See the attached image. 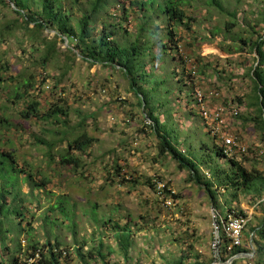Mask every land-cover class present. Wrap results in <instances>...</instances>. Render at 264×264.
<instances>
[{
    "label": "rangeland",
    "instance_id": "obj_1",
    "mask_svg": "<svg viewBox=\"0 0 264 264\" xmlns=\"http://www.w3.org/2000/svg\"><path fill=\"white\" fill-rule=\"evenodd\" d=\"M222 1L229 9L238 12L239 26L233 29L231 34L225 30L230 17H224L215 8L208 6V0H191L187 8L188 14L197 20L194 24L195 36L201 43L196 47L197 51L212 62L215 74L217 71L221 72L220 77L214 74L212 82L207 79L209 84L205 86L209 87L206 89L207 92L218 93V96L208 100L211 108L238 104L237 98L244 97L247 91L246 83L240 78V74L242 64L246 62L245 58L248 56L235 52V49L240 43V37L249 35V22L254 25L257 23L253 14L259 11V5L254 3L255 0ZM151 2L155 0H150V4ZM162 9L159 11L156 8H149L152 20L147 25L143 13L137 16L130 10L129 30L136 33V37L142 33L143 27L144 32L151 31L150 34L156 32L154 26L164 21L163 16H160V19L157 17ZM12 10V6L9 8L0 0V66L8 62L12 70L7 76L14 78L0 89V123L2 116H6L11 124L8 128L6 124H2L6 128L0 126V140L5 144V149L16 152L21 166L25 167L26 163L33 165L52 182L42 196V204L40 198L36 197L35 204L41 205L37 212H34L33 208V211L28 213V216L32 214L35 216L31 220L32 224H35L32 233L28 225L25 227L26 233H18V229H14L17 226L11 222L14 244H22V250L25 252L30 239L40 244L48 240L52 243L59 241L63 247L70 248L71 256L67 264H97L89 259L83 261L73 249L83 244L90 248L94 241L99 244L104 235L105 244L116 250V254L111 258V264H128L119 251L114 233L102 228L105 220L113 218L122 226L131 227L130 234L123 233L125 240L131 244L129 259L131 264H175L179 260H183L185 264L211 263V245L214 240L212 199L205 188L188 181L186 171L179 169L169 159L153 155V152L158 151L155 136L147 137L142 134L147 122L142 118L138 100L128 91L126 80L117 72L100 65L91 66L80 56L74 57L67 52V47L63 43L59 44L61 54L49 62L45 72L41 65V55L31 50L29 39L25 36L26 31L20 27L22 20ZM244 10L249 13H245ZM104 17L112 20L106 15ZM101 22V19L98 20L97 26H100ZM133 33L129 37L132 41L135 40ZM159 34L160 36L155 38L157 41L163 38L165 33ZM48 36L53 38L55 32H49ZM128 43L129 41H124L122 45L129 46ZM248 62H254L252 56L248 57ZM67 66H70L71 70L66 74ZM168 70L166 67V71ZM41 72L46 74L53 89L45 92L38 88L34 95L39 97L42 112H47L50 106L56 103L71 108L66 128L51 121L35 119L24 121V128H19L22 121L20 112L25 104L20 103L15 107L11 104L12 98L18 89L23 88L25 80L31 76L37 78ZM35 81L36 79L33 80ZM36 83L38 86V81ZM167 83L174 82L170 78ZM56 85L66 90L67 97L62 101L58 99L59 89L56 92ZM174 85V88L183 89L175 83ZM159 97L164 103L170 101L162 94ZM188 99L191 106L195 104L189 96ZM240 106L241 116L228 117L227 128L239 135L249 148V154L241 158V164L248 170L255 168L264 172V158L260 160L255 157V151L264 145L263 136L256 129L254 122L249 121L251 116L256 115L255 108H252L250 113L247 107ZM122 107L126 110V117L122 116L120 110ZM80 112L95 114L94 123L90 118L85 129L99 138V142L87 151L88 154L82 156L86 165L80 172L85 171L86 179L81 178L80 174H75L70 167H61L58 160L50 161L46 156L49 149L36 145L37 138L47 139L57 144L52 154L56 155L65 149L67 142L60 143L61 138L73 141L85 131L77 127ZM112 117L116 118L113 125L110 123ZM199 120L205 126L204 120L202 118ZM201 123L199 129V122L194 124L191 134L180 131L173 120L166 128L162 127V130L166 132L173 146L198 164V171L206 182L213 183V190L218 191L215 194V206L219 214L223 215L226 207H232L252 217L250 226L244 234L243 243L245 248L252 250L254 246L250 244L251 230L262 223L264 208L253 206L248 196L242 193L234 197L231 191H227L214 179L211 170L219 167L221 171L228 172L230 165H222L216 155L214 141L205 133ZM67 131L68 135L64 136ZM102 156H105V163H102ZM0 159L4 161V164L0 165L2 173L11 167V162L2 155ZM113 161H118L120 166L125 167L128 179L133 176L134 181L138 183L122 187L114 186L111 181L106 182L105 176L113 179L111 176L114 171L110 167ZM7 176L12 179V185L16 186L17 181L13 179L15 176L12 174V168ZM159 179L170 183V187L180 197L178 205L173 209H165L157 199L155 189L147 183L149 180L155 183ZM15 189L17 190V186ZM31 189L30 185L22 184V190L29 192ZM16 202L9 208L20 209L22 203ZM9 208L6 212L11 211ZM221 234L223 235V230ZM4 237L7 238H4L5 240L11 238L7 232L4 233ZM255 256L240 258L247 259L248 262L237 261V264H255L252 261Z\"/></svg>",
    "mask_w": 264,
    "mask_h": 264
},
{
    "label": "trees",
    "instance_id": "obj_2",
    "mask_svg": "<svg viewBox=\"0 0 264 264\" xmlns=\"http://www.w3.org/2000/svg\"><path fill=\"white\" fill-rule=\"evenodd\" d=\"M190 1L155 0L150 4V0H1L3 5L9 8L12 6L13 13L22 20L23 25L21 24L20 27L26 31L25 36L29 39L31 50L41 55V65L45 72H47L46 67L49 62L61 54L59 44L65 43L64 38H66L68 41L66 50L74 57L80 56L83 61L91 66L100 65L105 69L119 73L128 82L130 92L138 100L142 118L147 122L142 132L155 136L158 157L169 158L179 169L188 173V181L190 180L205 188L212 199V208L217 210L215 194L218 191L213 190V183L206 182L207 180L198 171V164L173 146L166 132L162 130V127L166 128L167 124L173 120L170 107L173 98L176 103H181L184 101V96L185 99H188L189 96L195 103L192 105L191 114L202 118L195 96L199 89L207 92L203 88V79L212 77L213 72H215L212 69V62L207 57L201 56L196 49L201 43L195 36L194 24L197 20L188 14L187 8ZM254 3L259 5V11L253 14V16H256L257 23L254 25L249 22V35L241 36L240 43L235 49V52L246 54L248 57L252 56L254 59V62L250 63L247 57L245 58L246 62L242 64L240 78L246 83L247 91L244 97L237 98V103L247 107L250 113H252V108H255L254 113L256 115L251 116L249 121L254 122L256 129L261 132L264 140V0H255ZM207 5L215 8L220 15L230 17L225 25L228 34H231L233 29L239 26L238 12L229 9L224 1L208 0ZM150 7L159 9V11L163 8L157 17L160 19V16H163L164 21L162 24L158 23L154 26L156 32L151 34V31L144 32L145 28L143 27L142 33L136 37L137 34L131 32L128 28L131 17L129 12L133 10V14L137 16L139 13H143V18L146 17L147 19V25L152 20V16L149 14ZM112 11H114V14H112ZM244 12L249 13L245 10ZM104 15L112 20L106 19ZM100 19L102 22L100 26H97ZM49 32H55V36L50 38L48 36ZM160 32L165 34L163 38H159L157 41L155 38L157 39L160 36ZM132 33L135 37L134 41L129 38ZM148 34L150 35L145 36ZM124 41H129L128 44L130 45L123 46L122 42ZM23 52L26 54L25 50ZM186 57L196 62L197 75H192ZM166 64H170L171 71L169 75L163 78L159 75V72L162 71V66ZM11 70L12 68L8 62H4L0 66V89L3 88V85L14 80L13 77L7 76ZM69 70H71V67L67 66L66 74ZM220 74L221 72L217 71L215 75L220 77ZM170 78L174 80L173 82L178 87H183V89L174 88L175 85L168 84L167 81ZM35 79L37 81L36 77L31 76L30 79L25 80L23 88L18 89L11 101V104L15 107L19 106L20 103L25 104L20 112L22 121L19 123V128H24V121L34 119L45 122L51 121L66 128L69 123L71 108H65L63 105L56 103L51 105L47 112H42L39 97L34 95L42 84L38 83L37 86L36 81L33 82ZM58 83L60 84L61 81H58ZM58 89L61 94H64V96L58 97L62 101L67 97L66 90L56 85V92H58ZM161 94L170 101L164 103L162 98L159 97ZM188 101L189 99L187 103ZM188 105L190 106L189 103ZM164 108L166 110V120L162 122L159 118V112ZM79 116L80 122L77 127L85 131L73 141L68 140V138H61L60 143L67 142L65 149L54 155L52 153L57 148L56 143L37 138L36 145L49 149L46 156L50 161L58 160L61 167H70L75 174H80L81 178L86 179L87 174L85 171L80 172V169H84L86 165L82 156L87 155V151L98 139L85 129L88 126V120L92 118L91 114L81 113ZM0 124L2 128L11 126L6 116H2ZM2 124H6V127ZM205 127L206 134L212 137L214 141L216 155L223 163L222 165H230L228 172L221 171L219 167L211 170L214 179L227 191H231L234 197L242 193L248 196L249 202L253 206L264 208V201L262 202L264 198V172L255 168L248 170L241 164V159L227 156L218 138L212 135L206 124ZM68 133L67 131L63 135L66 136ZM203 146L206 147L205 144ZM263 147H259L255 151V157L260 160L264 158ZM0 155L11 162V167H8V170L0 172V264H28V261L35 258L36 254L40 256L36 264H67L71 256L70 248L63 247L59 241L52 243L48 240L46 243L40 244L30 239L25 252L22 250V244H14V238L11 235V230H13L11 222L17 226L13 227L15 230L18 229V233H26V225L30 227L32 233L35 224L33 225L31 220L35 216L34 214L28 216V213L33 211V208L35 209L34 212H37L38 207L41 205L37 206L35 204L36 197L40 198L42 204V196L47 192L46 189L52 185V182L48 176L35 169L33 165L26 163L25 167L21 166L16 152L5 149L2 140H0ZM2 164H4V161L0 159V165ZM11 168L12 174L15 176L13 179L17 181V190L15 189L16 186L11 183L12 179L7 176ZM111 169L114 171L111 176L113 181L117 180L116 183L120 184L129 181L122 173V167L115 164ZM108 178L110 177L108 176ZM22 184L30 185L32 189L26 192L22 190ZM149 184L155 189V183L149 181ZM168 185L170 186V183ZM174 198L178 200L180 197L175 195ZM16 201H20L22 207L20 209L9 208L10 205L17 203ZM7 208L11 211L6 212ZM233 212L238 211L235 208L226 207L222 216L227 218ZM238 213L243 216L247 215L242 211ZM113 222L114 225L111 224ZM102 228L114 233L124 261L131 264L129 262L131 244L125 240L123 235V233L130 234V225L122 226L119 222H115L113 218H110V220L104 221ZM251 231V236L252 234L254 236L252 241L250 240V244L254 246V249L249 250L243 244V246L233 248L227 252L226 247L224 251L227 253L228 258L238 254L254 253L256 258L252 261L255 264H264V218L260 226L253 228ZM6 232L11 237L8 240L4 239L6 238L4 233ZM102 236L101 243L96 244V241H94L90 248L83 244L82 246H76L77 248H74L73 251L85 262L89 259L97 264H111V258L116 254V250L106 245L103 241L105 236ZM65 252L66 254H64ZM244 260L247 261V259H238L233 264H237V261L243 263ZM175 264L185 263L183 260H179Z\"/></svg>",
    "mask_w": 264,
    "mask_h": 264
},
{
    "label": "built area",
    "instance_id": "obj_3",
    "mask_svg": "<svg viewBox=\"0 0 264 264\" xmlns=\"http://www.w3.org/2000/svg\"><path fill=\"white\" fill-rule=\"evenodd\" d=\"M65 39V46H68V41ZM187 62L189 64V70L192 75H197L198 67L193 59L188 57ZM38 83L42 84L39 86V90L50 92L52 90V85L46 74L41 72L37 76ZM58 97L64 96L60 92L57 93ZM218 96L215 91L205 92L204 90H197L195 99L199 105L201 116L205 124L212 132V135L216 136L222 146L224 153L232 158L241 159L243 156L249 154V148L242 138L230 132L227 128L228 117H239L242 108L239 104H228V106H217L211 108L209 104V99ZM155 193L156 197L165 209H173L178 205V200H175L174 196L177 195L176 191L172 189L167 182L163 180L155 181ZM264 201V198L262 202ZM212 214L214 219V240L211 245L212 250V262L210 264H233L235 260H238L237 256L228 258L227 253H225V248L227 247V252L233 248H238L243 246L244 234L248 227L252 217L248 215H241L238 212H233L224 218L218 213L215 208H212ZM223 230V235L221 231ZM251 236V241L253 238ZM23 243H26L23 241ZM228 243V244H227ZM66 254V252L64 253ZM40 256L36 254L35 258L30 259L28 264H36Z\"/></svg>",
    "mask_w": 264,
    "mask_h": 264
},
{
    "label": "crops",
    "instance_id": "obj_4",
    "mask_svg": "<svg viewBox=\"0 0 264 264\" xmlns=\"http://www.w3.org/2000/svg\"><path fill=\"white\" fill-rule=\"evenodd\" d=\"M201 56H203L202 54H201ZM204 57V56H203ZM206 57V56H205ZM208 58V57H207ZM166 67L169 69L168 71H166ZM162 71H160L159 72V75L160 76H162L163 78L164 77H166L167 75H169L170 74V71H171V66H170V64H166V65H164V66H162ZM242 71V70H241ZM213 74H215L214 72H213ZM213 76H215V75H213ZM213 76L212 77H208V78H204L203 80V88H205V86H206V84H209L208 83V80L207 79H209L210 80V82H212V78H213ZM174 81V80H173ZM127 82V81H126ZM127 84H128V82H127ZM172 85H174V83H172ZM209 86V85H208ZM209 88V87H208ZM208 88H205V89H208ZM128 91L130 92V90H129V85H128ZM131 93V92H130ZM132 94V93H131ZM133 95V94H132ZM103 97V96H102ZM105 99H106V97H104ZM184 98V101L183 102H181V103H176V101H175V99L173 98L172 99V103H171V105H170V107H171V109H172V116H173V121H176V126H177V128H179L180 129V131H184V132H186V133H193V132H191V130L193 129V126H194V124H196V122H199V125H198V129H199V126H200V123H201V121L199 120V117H195L193 114H191V109H192V106L190 105H188V103H187V100L188 99H185L186 97L184 96L183 97ZM108 100V99H107ZM121 113H122V116H127V114H126V110L122 107L121 109ZM166 110H165V108L162 110V111H160L159 112V118L162 120V122H165V120H166V112H165ZM175 112H177L176 114H175ZM126 114V115H125ZM142 115V114H141ZM92 118H91V120H92V123H94V119H95V114L94 113H92ZM201 119V118H200ZM110 123H111V125H113V124H115L116 123V118H114V117H112V119H111V121H110ZM189 124V125H188ZM202 124V123H201ZM202 127H203V129H204V131H205V133L207 132L206 130H205V126L202 124ZM142 134H144L143 132H142ZM94 137H96L97 139H98V141L97 142H95L94 143V145L95 144H97L98 142H99V138L96 136V135H94V134H92ZM144 135H146L147 137H153V136H151L150 134L148 135V134H144ZM188 138H189V135L187 136ZM93 145V146H94ZM93 146L91 147V148H93ZM90 148V149H91ZM87 154H88V152H87ZM153 155L154 156H156V155H158V151L156 152H153ZM104 157L105 156H102V163H105V159H104ZM169 159V158H168ZM170 160V159H169ZM171 161V160H170ZM115 164H117V165H119V163H118V161H113V164L111 165L110 164V167H112L113 165H115ZM175 164V163H174ZM176 165V164H175ZM120 166V165H119ZM120 167H122V173L123 174H125V171H126V169H125V167L124 166H120ZM106 169V168H105ZM125 176H126V178L128 177L126 174H125ZM105 178H106V182H109V181H111V182H113L115 185L114 186H117V185H119V186H126L127 184H136V183H138L137 181H134V179H135V177H133V176H131V178H129V179H133V181H131V180H129L128 178H127V180H129L128 182H126L125 184H120V183H116L117 182V180L116 181H113L112 180V178H108V176H105ZM150 181V180H149ZM149 181L147 182V183H149ZM191 184V183H190ZM245 261V260H244Z\"/></svg>",
    "mask_w": 264,
    "mask_h": 264
},
{
    "label": "water",
    "instance_id": "obj_5",
    "mask_svg": "<svg viewBox=\"0 0 264 264\" xmlns=\"http://www.w3.org/2000/svg\"><path fill=\"white\" fill-rule=\"evenodd\" d=\"M253 255H254V253H252V254H241V255H238L237 258L238 259H240V258H248V257H251Z\"/></svg>",
    "mask_w": 264,
    "mask_h": 264
}]
</instances>
